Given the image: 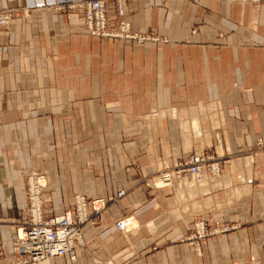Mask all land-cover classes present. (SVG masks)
Instances as JSON below:
<instances>
[{
    "label": "crops",
    "instance_id": "obj_1",
    "mask_svg": "<svg viewBox=\"0 0 264 264\" xmlns=\"http://www.w3.org/2000/svg\"><path fill=\"white\" fill-rule=\"evenodd\" d=\"M71 1L0 0L11 10L0 27V263L15 258L36 166L46 215L78 192L105 202L73 261L36 264H264V0H125L130 29L156 38L137 42L88 35ZM205 150L219 176L146 187ZM126 214L136 226L122 232ZM195 218L231 230L196 253L185 235Z\"/></svg>",
    "mask_w": 264,
    "mask_h": 264
},
{
    "label": "built area",
    "instance_id": "obj_2",
    "mask_svg": "<svg viewBox=\"0 0 264 264\" xmlns=\"http://www.w3.org/2000/svg\"><path fill=\"white\" fill-rule=\"evenodd\" d=\"M67 6L77 9L78 14L84 20L82 27L90 35L116 37L119 35L118 31H120L121 33L123 32L124 36L135 39L136 42L139 39L142 40L144 37H136L128 28L121 29L119 26L122 24L118 21L119 18L115 20L109 19L106 14V3L103 0H74L68 2ZM114 6L115 15L120 17L121 12L117 10L115 2ZM58 8H63V6L59 3ZM4 12L7 13L6 11ZM4 12H0V26L5 23L3 22L5 15H1ZM150 38L152 37L150 36ZM214 158L213 154L205 152L190 154L185 156V158L177 160L170 170L174 173L200 171V168L203 166L207 168ZM170 170L167 171L171 172ZM117 193V195H120L122 192L119 190ZM28 203V212L24 220L25 225L16 228L13 237V252L16 255L14 264L19 261H36L43 257L51 258L59 255H72L75 249L83 246V239L80 236L81 226L84 225V222H95L93 219L100 211V206L94 207L93 203L86 199H80L79 201L74 199L62 213L54 215H42L40 206L34 208L31 207L30 202L27 200ZM31 209L38 211L39 214L36 218L30 216ZM115 222L118 229H125L120 219ZM196 224L198 225L197 228H194L193 224L189 226V233H192L193 236L195 235L194 237L200 238H202L203 234L207 235L205 233L211 230L210 228L223 226L222 229L225 231L230 228L229 225L217 223L213 227H208L203 220L196 221ZM188 237L193 239L191 235H188Z\"/></svg>",
    "mask_w": 264,
    "mask_h": 264
},
{
    "label": "bare ground",
    "instance_id": "obj_3",
    "mask_svg": "<svg viewBox=\"0 0 264 264\" xmlns=\"http://www.w3.org/2000/svg\"><path fill=\"white\" fill-rule=\"evenodd\" d=\"M254 1V0H253ZM103 2H105L106 3V1H104L103 0ZM114 2H115V4H116V7H117V10H119L120 12H121V15H120V17H119V20L118 21H120L121 22V26H119V27H121V29H125V28H128V30L130 31V32H132L136 37L137 36H139V38L141 37V36H144L143 37V39L142 40H154V37L153 38H150V36L148 35V34H143V33H140V32H134L133 30H131L130 29V23H129V21L126 19V18H124V16H123V12H124V6H125V4H126V1L125 0H114ZM114 4V3H113ZM62 6H63V4H61ZM56 6L58 7V4H56ZM107 6H108V3H106V9H107ZM64 7V6H63ZM4 11H6L7 13H5ZM0 12H4V13H1V15H5L4 16V18H3V22H5L4 23V25H1L0 27H4V26H6L7 24H9L10 23V21H11V15H10V12H11V10L10 9H7V10H0ZM114 12H115V6H114ZM108 16V15H107ZM109 17V16H108ZM82 18V17H81ZM109 19H111V20H115V19H117L116 18V15H115V18L113 19V18H111V17H109ZM82 21H84L83 20V18H82ZM87 32V31H86ZM118 33H119V35L118 36H116V37H100V38H127V39H132V38H128V37H126V36H124L123 35V32L121 33L120 31H118ZM87 34L88 35H90V33H88L87 32ZM90 36H94V37H97L96 35H90ZM147 37V38H146ZM150 38V39H149ZM259 145H261V141L259 140ZM221 167H222V165H221V163L219 162V161H216V158H214L211 162H210V164L208 165V167L207 168H204V166L203 167H201L200 168V171H194V172H190V171H185V173H191L193 176H194V178L196 179V180H200L201 178H204L205 176H211V177H217V175H219L222 171H221ZM209 168V169H208ZM175 174H183V173H174V172H169V171H164V172H159V174L156 176V178L154 179V182H153V185L155 186V187H162V186H168V185H170V183L172 182V180H173V175H175ZM165 177V178H164ZM165 182V183H164ZM45 183H41V184H37V183H33V185L32 186H30L29 187V189H28V191H30L29 192V200H30V205H31V207H34V208H36V207H38V206H40V209H41V212H42V215H46L44 212V210H43V205L41 204V197H40V194H41V187L44 185ZM122 193L120 194V195H117L118 193H116V196H115V198L113 199V200H115V199H117V198H119V197H121L123 194H124V192H123V190L122 189H119ZM118 190V191H119ZM74 199H77V201H79L80 199H83V200H88V201H90V202H92L93 203V206L94 207H98V206H100L99 208V210L101 211L103 208H104V205H105V202L102 200V198H95L94 200H89L88 198H85L84 197V195H80V194H78L75 198H73V200ZM82 202V201H81ZM100 211L98 212V214H97V216L93 219L95 222H96V220H97V218H98V216H99V213H100ZM39 213H38V211L37 210H34V209H31V212H30V216L32 217V218H36L37 217V215H38ZM125 216V218L123 219V217ZM120 220H121V222L124 224V228L125 229H123V230H120V229H118L117 227H116V225H115V228L117 229V230H119V231H122V232H128L129 230H131L132 228H134L136 225H134V219H133V217H132V215L130 214V215H123L122 217H120L119 218ZM118 219V220H119ZM203 219H198V220H196V221H202ZM196 221H194L195 223H192L193 224V226H194V228H197L198 227V225L196 224ZM204 221V220H203ZM205 222V221H204ZM25 225V224H24ZM24 225H22V226H24ZM21 227V226H20ZM82 227L83 226H81V229H80V233H81V231H82ZM223 228V226H218V227H216V228H211V230H208L207 231V233H205V234H207V235H202V238L203 237H207V236H211V235H213V234H216V233H219V232H227V231H230L231 230V227L228 229V230H223L222 229ZM190 235L193 237V239H191L192 240V242L194 243V245H195V249H196V244H197V242H198V240H199V238L200 237H194L193 235H192V233H190ZM80 236H81V234H80ZM82 239H83V237H81ZM202 238H200V239H202ZM188 240H190V238L188 237ZM87 244V241L85 240V239H83V246H81V247H79V248H77V249H75L74 251H73V254L72 255H59V256H66L69 260H71V261H73L75 258H76V256H77V251L78 250H80L81 248H84L85 247V245ZM12 249H14V239H13V246H12ZM196 252L198 253V250L196 249ZM49 257H43V258H41L40 260H36V261H26V262H21V261H19L18 263H15V264H26V263H40V262H43V260H46V259H48ZM52 258V257H51ZM14 261H16V260H14ZM14 264V263H13Z\"/></svg>",
    "mask_w": 264,
    "mask_h": 264
},
{
    "label": "rangeland",
    "instance_id": "obj_4",
    "mask_svg": "<svg viewBox=\"0 0 264 264\" xmlns=\"http://www.w3.org/2000/svg\"><path fill=\"white\" fill-rule=\"evenodd\" d=\"M254 1H256V0H254ZM114 3V2H113ZM113 8H114V4H113ZM118 19V18H117ZM153 38V37H152ZM154 39H156V38H154ZM158 41H164L165 42V39L162 37V38H160V39H157ZM139 41V40H138ZM205 153H207V154H212L209 150L207 151V150H205ZM193 154V153H192ZM190 155V154H189ZM214 157H215V155H214ZM221 165H222V167H221V171H222V169L224 168L223 166V163H221ZM39 170H42V169H39L38 167H33V166H31L30 167V169L28 170V173H26V178H25V182H24V185H23V196H24V198H25V206L23 207V213H22V217H23V221L25 220V216H26V213L28 212V210H27V208L29 207V203L27 204V200H28V202H30V200H29V192L30 191H28V189H29V187L30 186H32L33 185V183L35 184V183H37V184H41V183H45L42 187H41V194H40V197H41V204L43 205V191H44V189H45V187H46V185H47V180H46V176H45V174L43 173V170H42V172H40ZM46 170H47V168H46ZM164 171H167V170H163V171H159V172H164ZM159 172L157 173V174H155L154 176H150L151 177V180L149 181V182H147V184H146V187H155L154 185H153V182H154V179L156 178V176L159 174ZM222 173V172H221ZM220 173V174H221ZM219 174V175H220ZM219 175H217V176H219ZM209 177H211V176H209ZM216 177V176H215ZM214 177V178H215ZM156 188V187H155ZM78 194H80V195H84V197L85 198H88L89 200H94L95 198H93V197H88L87 195H85V194H83V193H76V194H74V196H73V198H75ZM114 199V198H113ZM44 210V209H43ZM45 213V212H44ZM198 219H200V218H195V219H193V221L190 223V225H192V223L194 222V221H196V220H198ZM24 225V224H23ZM134 225H136V223L134 222ZM214 226V225H213ZM213 226H208V227H213ZM18 227H20V226H17V227H14V229H13V236L15 235L14 233H15V230H16V228H18ZM231 227V226H230ZM214 228V227H213ZM211 229V228H210ZM189 233V227H188V229H187V232H186V234L185 235H187L186 237H187V240H188V235H190V233ZM189 241H191L192 242V240L190 239ZM193 243V242H192ZM12 246H13V240H12ZM193 246H194V250H195V252H196V249H195V245H194V243H193ZM13 250V249H12ZM197 253V252H196ZM15 255V254H14ZM16 256V255H15ZM14 256V257H15ZM14 260H15V258L13 259H11L9 262H7V261H5V262H3V263H0V264H13V262H14Z\"/></svg>",
    "mask_w": 264,
    "mask_h": 264
}]
</instances>
